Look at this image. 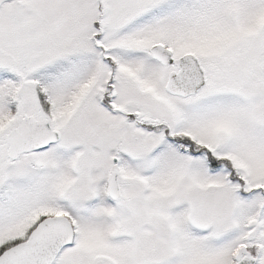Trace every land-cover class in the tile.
I'll return each mask as SVG.
<instances>
[{"label":"snow or ice","instance_id":"obj_1","mask_svg":"<svg viewBox=\"0 0 264 264\" xmlns=\"http://www.w3.org/2000/svg\"><path fill=\"white\" fill-rule=\"evenodd\" d=\"M0 264H264V0H0Z\"/></svg>","mask_w":264,"mask_h":264}]
</instances>
